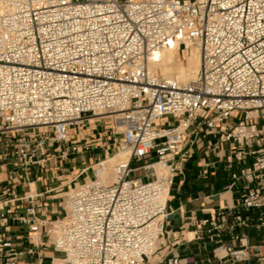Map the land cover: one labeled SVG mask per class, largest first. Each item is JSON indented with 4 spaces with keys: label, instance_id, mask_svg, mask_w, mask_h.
I'll list each match as a JSON object with an SVG mask.
<instances>
[{
    "label": "built area",
    "instance_id": "1",
    "mask_svg": "<svg viewBox=\"0 0 264 264\" xmlns=\"http://www.w3.org/2000/svg\"><path fill=\"white\" fill-rule=\"evenodd\" d=\"M174 44L200 50L187 82L150 68ZM86 126L102 131L81 137ZM97 139L123 156L107 179L108 155L54 189H66L61 213L41 217L42 193L4 191L0 264L20 253L14 223L38 260V236L52 237L58 264H264V0H0V166L13 188ZM187 143L217 149L236 191L193 231L215 245L194 260L159 247Z\"/></svg>",
    "mask_w": 264,
    "mask_h": 264
},
{
    "label": "crops",
    "instance_id": "2",
    "mask_svg": "<svg viewBox=\"0 0 264 264\" xmlns=\"http://www.w3.org/2000/svg\"><path fill=\"white\" fill-rule=\"evenodd\" d=\"M91 130L84 128L80 134L81 137ZM100 131H102L101 128L94 134ZM73 134L77 135L75 132ZM201 136L203 140H206L204 134ZM97 143L98 146L92 149H80L75 153L68 151L65 156H60V153L52 155L48 171H34L30 182L21 179L14 188L9 180V166H0V203L6 195L10 198L11 192L20 196L31 190L33 193L43 194L38 198L39 202L44 203L41 217L55 216L61 213L64 206L63 193L57 194L54 189L65 188L68 180L82 169L91 167L98 160L113 154L116 150L111 146L112 148L105 153L103 141L97 139ZM185 148L190 151V154L185 159L177 158L180 170L176 174L175 185L169 198L168 233L164 238V245L161 246V253H165L168 257L179 253L188 257L189 260H194L210 255L215 245L208 240L189 239L193 236V231L198 227H205L203 225L205 220L209 219L219 208L235 201L236 191L226 188L229 182V172L225 170L224 161L219 157L217 149L211 148L208 151L209 155H205V147L201 148L196 144L187 143ZM97 151L99 152L97 153ZM6 189L10 190L3 196ZM17 204L20 206L19 212H23L25 206L28 205L26 201H18ZM9 208L10 206L6 207V209ZM0 230L3 229L0 228ZM29 231V227L26 225L18 223L11 225L9 236L16 243L17 251L20 252L13 257L15 264H58V255L53 248V238H48L43 232L36 240L43 244L40 247L43 254L41 260H38L37 256L26 253L27 248L31 246L28 239ZM253 239L260 242L261 237Z\"/></svg>",
    "mask_w": 264,
    "mask_h": 264
},
{
    "label": "bare ground",
    "instance_id": "3",
    "mask_svg": "<svg viewBox=\"0 0 264 264\" xmlns=\"http://www.w3.org/2000/svg\"><path fill=\"white\" fill-rule=\"evenodd\" d=\"M178 51L177 44L164 49L161 53V60L159 62H151L150 68L154 71L159 70L167 75H174L180 81L187 82L196 75L200 68V50L198 47L192 46L185 54V61L187 62L192 63L193 61L199 60L198 68L195 65H185V61L179 59ZM122 156L123 155H110L107 160L102 162V172L99 173L102 175L103 179L109 178V169L114 165L108 163L114 160L116 161V158H120Z\"/></svg>",
    "mask_w": 264,
    "mask_h": 264
},
{
    "label": "rangeland",
    "instance_id": "4",
    "mask_svg": "<svg viewBox=\"0 0 264 264\" xmlns=\"http://www.w3.org/2000/svg\"><path fill=\"white\" fill-rule=\"evenodd\" d=\"M185 54H186V51L184 50V49H180L179 51H178V57H179V59H182L183 61H185ZM190 65V66H193V65H195L197 68H198V65H199V60H196V61H193L192 63H190V62H187V61H185V65ZM187 67V66H186ZM170 121V119L169 118H167L166 119V121ZM109 122V120H107L106 121V123H108ZM86 128H90V129H94V130H98L99 129V126H86ZM99 151H97V153H98ZM94 155H96V154H94ZM112 155V154H111ZM110 156V155H109ZM118 160V158H116V161ZM90 161H92V160H90ZM115 161V160H114ZM114 161H111V162H109L108 164H114L115 162ZM134 165H136V164H134ZM111 167H110V169H109V174L111 173ZM141 174H143V171H137V172H135L134 173V175L135 176H137V175H141ZM82 179V178H81ZM66 191V189H64L63 191H61L62 193L63 192H65ZM164 241V240H163ZM159 247L161 248V245H159Z\"/></svg>",
    "mask_w": 264,
    "mask_h": 264
}]
</instances>
